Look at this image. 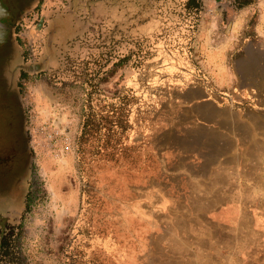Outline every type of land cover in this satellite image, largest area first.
<instances>
[{"label": "rangeland", "instance_id": "obj_1", "mask_svg": "<svg viewBox=\"0 0 264 264\" xmlns=\"http://www.w3.org/2000/svg\"><path fill=\"white\" fill-rule=\"evenodd\" d=\"M25 1L10 52L17 64L28 54V149L0 164V230L17 226L27 263L264 264V89L206 87L218 71L202 68L196 36L122 24L121 0L112 22L105 0ZM151 3L138 1L130 16L146 19ZM111 29L132 40L120 33L104 47ZM204 47V59L238 69L241 44ZM90 93L100 105L130 93L133 105L115 137L125 153L101 158L87 177L78 138Z\"/></svg>", "mask_w": 264, "mask_h": 264}, {"label": "crops", "instance_id": "obj_2", "mask_svg": "<svg viewBox=\"0 0 264 264\" xmlns=\"http://www.w3.org/2000/svg\"><path fill=\"white\" fill-rule=\"evenodd\" d=\"M105 1V18L112 22L114 14H117L116 8L113 0ZM243 1L245 0H241L239 5L224 3L222 8L218 7L217 11L216 5L214 6L207 0H200L195 34L198 45H202L200 50L202 53L198 56L199 62L206 72L216 73L218 71V74L213 75L212 78L211 75L205 76L204 85L206 87L229 86L232 82L233 85L237 83L238 86L249 88L251 91L259 88L264 89V85L261 83L262 79L264 80V60L259 61V66H252L257 64V61H255L256 63L252 62L257 56H264V0H252L246 4ZM151 2V5L147 4L145 7L153 8L152 14L146 19L140 20L139 15L134 16L136 19L132 18V14L130 16L133 7H139V5H135L130 0H121V23H142V26L138 29L145 34H151V30H155L160 24L171 25L172 23L181 25L180 28H177L178 30L188 31L187 25L191 23V15L190 20H186L185 16L187 15H181L183 10L191 6L189 0H151ZM212 8H215V10L213 11ZM206 44L220 51L226 49L228 52L241 44L242 54L241 59L237 62L238 69L231 70L221 63L215 64L208 59H204L205 56L209 57L207 48L204 47ZM245 57L250 60L248 64L243 61ZM190 65L189 62L185 63L187 68ZM190 69H192V66ZM227 70L232 72L230 77L223 74ZM258 73L260 74L258 75ZM211 80H214L216 84L213 85ZM209 102L205 101L206 104Z\"/></svg>", "mask_w": 264, "mask_h": 264}, {"label": "trees", "instance_id": "obj_3", "mask_svg": "<svg viewBox=\"0 0 264 264\" xmlns=\"http://www.w3.org/2000/svg\"><path fill=\"white\" fill-rule=\"evenodd\" d=\"M138 1L130 0V2L134 4H138ZM251 1L252 0H245L243 3L246 4ZM189 2L191 6L183 10L181 16L187 15L185 16V18H187L186 20H190L189 17L191 15V23L187 25V32L191 33L194 37L197 30L200 0H189ZM134 16L135 14L133 17ZM174 26L178 28L181 25L176 23ZM120 33L122 34L120 38L132 40L127 32L111 29L105 38L108 44L105 41L104 47H108L109 44L111 47L115 42L114 39L118 38L117 34ZM146 38L148 37L145 36L144 39ZM129 59H131V55L121 57L116 64L121 66L129 61ZM90 97L89 104L83 113V125L81 135L78 138L82 145H84L82 150L80 149V153H82L83 170L87 177L91 176L90 171H94V163L99 166V161L107 157H110V160H116L120 155L125 153V146L122 145L121 141L115 139V137L117 134H122L128 129V117L133 105V102L130 100L133 96H131L130 93L121 95L118 102H111L106 105H100L99 102L94 103L92 93H90ZM17 229L15 225H5V227L0 230V264H29L20 251L18 244L20 233Z\"/></svg>", "mask_w": 264, "mask_h": 264}, {"label": "flooded vegetation", "instance_id": "obj_4", "mask_svg": "<svg viewBox=\"0 0 264 264\" xmlns=\"http://www.w3.org/2000/svg\"><path fill=\"white\" fill-rule=\"evenodd\" d=\"M26 2L0 0V164L22 158L28 149L27 113L22 87L28 82V54L21 53L23 63L17 64L16 51L13 49L14 57L10 52L16 40L23 37L22 26L28 10ZM44 16L43 13L39 16L38 27H46L48 19ZM24 34L28 37L27 33ZM7 56L10 62L5 66L1 60Z\"/></svg>", "mask_w": 264, "mask_h": 264}, {"label": "built area", "instance_id": "obj_5", "mask_svg": "<svg viewBox=\"0 0 264 264\" xmlns=\"http://www.w3.org/2000/svg\"><path fill=\"white\" fill-rule=\"evenodd\" d=\"M209 1L210 3H212L214 6L216 5L217 1H221L223 4L226 3V4H233V3H236L238 0H207ZM213 11L215 10V8H212Z\"/></svg>", "mask_w": 264, "mask_h": 264}, {"label": "water", "instance_id": "obj_6", "mask_svg": "<svg viewBox=\"0 0 264 264\" xmlns=\"http://www.w3.org/2000/svg\"><path fill=\"white\" fill-rule=\"evenodd\" d=\"M216 7H217V11H218V7L220 8H222L223 7V3L221 2V1H217V3H216Z\"/></svg>", "mask_w": 264, "mask_h": 264}]
</instances>
